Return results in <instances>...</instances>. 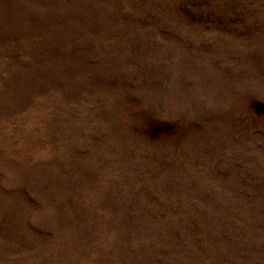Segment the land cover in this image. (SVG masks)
Masks as SVG:
<instances>
[{
    "label": "rangeland",
    "instance_id": "374dc122",
    "mask_svg": "<svg viewBox=\"0 0 264 264\" xmlns=\"http://www.w3.org/2000/svg\"><path fill=\"white\" fill-rule=\"evenodd\" d=\"M0 264H264V0H0Z\"/></svg>",
    "mask_w": 264,
    "mask_h": 264
}]
</instances>
